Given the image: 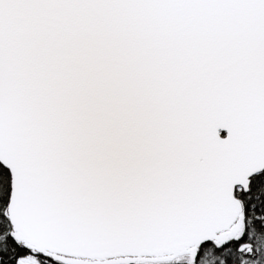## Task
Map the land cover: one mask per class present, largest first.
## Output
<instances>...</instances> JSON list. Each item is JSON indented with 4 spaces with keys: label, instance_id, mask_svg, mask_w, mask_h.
Returning a JSON list of instances; mask_svg holds the SVG:
<instances>
[{
    "label": "snow or ice",
    "instance_id": "obj_1",
    "mask_svg": "<svg viewBox=\"0 0 264 264\" xmlns=\"http://www.w3.org/2000/svg\"><path fill=\"white\" fill-rule=\"evenodd\" d=\"M0 264H264V0H0Z\"/></svg>",
    "mask_w": 264,
    "mask_h": 264
}]
</instances>
